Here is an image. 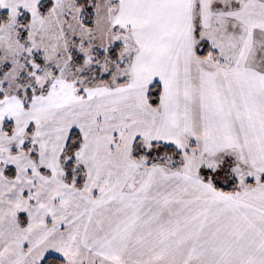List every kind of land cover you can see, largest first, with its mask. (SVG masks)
<instances>
[{
  "label": "snow or ice",
  "instance_id": "6c2138e0",
  "mask_svg": "<svg viewBox=\"0 0 264 264\" xmlns=\"http://www.w3.org/2000/svg\"><path fill=\"white\" fill-rule=\"evenodd\" d=\"M0 264H264V0H0Z\"/></svg>",
  "mask_w": 264,
  "mask_h": 264
}]
</instances>
